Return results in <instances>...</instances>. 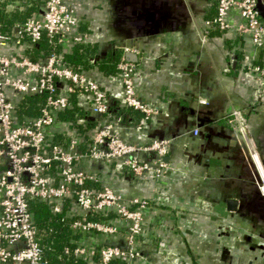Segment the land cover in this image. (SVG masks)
Listing matches in <instances>:
<instances>
[{"label": "built area", "instance_id": "built-area-1", "mask_svg": "<svg viewBox=\"0 0 264 264\" xmlns=\"http://www.w3.org/2000/svg\"><path fill=\"white\" fill-rule=\"evenodd\" d=\"M215 1L217 12L205 21L203 41L210 28L221 32L235 28L247 46L263 55V63L250 68L262 81L264 95V22L259 9L264 0ZM43 36L51 45H59L62 52L32 60L25 51ZM88 41L89 34L79 29L67 0H45L40 11L16 24L12 33L0 30V264H44L30 210L33 200L45 202L54 213L65 212L77 234L65 253L86 264H152L150 251L157 227L149 215L164 200L154 193L146 197L125 195L114 172L131 182H138L145 173L155 182L161 180L172 169L165 160L170 141L141 143L124 137V125L141 129L157 109L140 99L135 85L137 65L123 58L117 64L123 88L121 102L143 116L133 126L120 117L110 119L108 91L88 72L75 70L63 60L62 53ZM10 44L18 45V50L3 52ZM31 97L37 100V113L24 112L19 105H30ZM75 97L88 104V119L91 116L98 121L87 132L90 141L85 149L80 147L85 135L60 115L72 108ZM199 101L208 103L204 98ZM228 120L249 152L257 187L264 195V164L246 109H234ZM198 133L195 128L194 134ZM61 135L69 138L66 144Z\"/></svg>", "mask_w": 264, "mask_h": 264}, {"label": "crops", "instance_id": "crops-1", "mask_svg": "<svg viewBox=\"0 0 264 264\" xmlns=\"http://www.w3.org/2000/svg\"><path fill=\"white\" fill-rule=\"evenodd\" d=\"M67 3L102 56L120 50L137 65V93L157 109L141 129L124 125V137L170 141L172 169L161 180L145 173L131 182L114 172L125 195L154 193L164 200L149 215L157 227L152 264H264V195L249 152L228 120L234 109H246L264 161L262 81L250 68L263 63V55L247 46L235 28L209 33L203 41L213 0ZM17 50L16 44L2 48ZM88 73L111 100L122 101L118 74L97 68Z\"/></svg>", "mask_w": 264, "mask_h": 264}, {"label": "trees", "instance_id": "trees-1", "mask_svg": "<svg viewBox=\"0 0 264 264\" xmlns=\"http://www.w3.org/2000/svg\"><path fill=\"white\" fill-rule=\"evenodd\" d=\"M45 0H0V30L4 33H12L16 24L24 23L34 13L40 11ZM9 5H13L9 7ZM260 18L264 22V7H260ZM212 12L210 18H213L217 12V2L213 0ZM209 33H221L216 28H210ZM62 52V48L57 45H51L49 38L43 36L35 41L33 46L26 49V54L32 60H39L51 52ZM64 62L81 72H88L97 68L105 74H117V64L123 59L122 51L118 50L107 53L102 56L98 52L96 44L91 42L78 43L72 47L69 52L62 53ZM35 98H29L28 106L20 102L21 110L28 113H37ZM86 101L80 98H74L72 108L60 113L61 118L71 122V127L78 130L79 134L85 135L84 142L80 145L82 149L86 148L89 140V130L94 128L97 120L89 116ZM109 118H121L127 125H137L143 114L120 101L110 99ZM87 118V120H86ZM69 138L61 135V141L67 143ZM30 210L33 213L34 224L37 229L40 244L43 248L44 264H86L85 261L75 258L72 254L65 253V247L69 246L71 240L77 237L69 226L68 218L65 212L54 213L45 202L33 200L30 203ZM113 264H124L122 261H115Z\"/></svg>", "mask_w": 264, "mask_h": 264}, {"label": "water", "instance_id": "water-1", "mask_svg": "<svg viewBox=\"0 0 264 264\" xmlns=\"http://www.w3.org/2000/svg\"><path fill=\"white\" fill-rule=\"evenodd\" d=\"M141 23H143V21H141V22H139V23H137V24L140 25ZM257 147H258V146H257ZM258 151H259V149H258ZM259 154H260V151H259ZM260 156H261V154H260ZM167 159H168V156L165 157V160H167ZM261 159H262V157H261ZM262 162H263V164H264V161H263V160H262Z\"/></svg>", "mask_w": 264, "mask_h": 264}, {"label": "rangeland", "instance_id": "rangeland-1", "mask_svg": "<svg viewBox=\"0 0 264 264\" xmlns=\"http://www.w3.org/2000/svg\"><path fill=\"white\" fill-rule=\"evenodd\" d=\"M226 229H227V226H226ZM226 229H224V228H223V231H224L225 233L227 232V230H226Z\"/></svg>", "mask_w": 264, "mask_h": 264}]
</instances>
